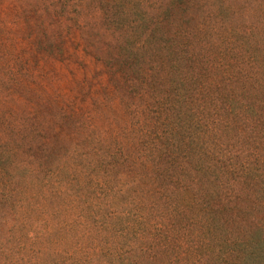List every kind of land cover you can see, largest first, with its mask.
Wrapping results in <instances>:
<instances>
[{
    "label": "trees",
    "instance_id": "obj_1",
    "mask_svg": "<svg viewBox=\"0 0 264 264\" xmlns=\"http://www.w3.org/2000/svg\"><path fill=\"white\" fill-rule=\"evenodd\" d=\"M162 34L148 143L93 129L69 149L42 142L37 159L0 139V209L15 211L0 264H264V60L237 51L218 63ZM42 208L63 213L57 262H39L29 237L28 213Z\"/></svg>",
    "mask_w": 264,
    "mask_h": 264
},
{
    "label": "rangeland",
    "instance_id": "obj_2",
    "mask_svg": "<svg viewBox=\"0 0 264 264\" xmlns=\"http://www.w3.org/2000/svg\"><path fill=\"white\" fill-rule=\"evenodd\" d=\"M165 31L195 52L218 55V63L235 60L237 51L246 54V65L250 56L263 61L264 0H0V139L37 159L45 141L69 149L93 129L118 131L119 144L148 143L151 48L163 47ZM181 59L178 67H186ZM14 213L0 209V241L8 244ZM62 214L53 208L28 213L39 262L59 259L50 251Z\"/></svg>",
    "mask_w": 264,
    "mask_h": 264
}]
</instances>
